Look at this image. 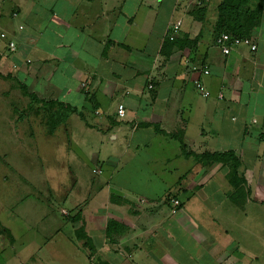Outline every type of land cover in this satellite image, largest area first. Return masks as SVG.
<instances>
[{"label":"crops","instance_id":"obj_1","mask_svg":"<svg viewBox=\"0 0 264 264\" xmlns=\"http://www.w3.org/2000/svg\"><path fill=\"white\" fill-rule=\"evenodd\" d=\"M222 1L0 0L17 47L0 51V75L23 82L43 129L100 140L62 145L90 153L84 205L67 201L55 223H1L0 264L261 262L243 242L264 245V0L242 5L256 48L228 54L214 43Z\"/></svg>","mask_w":264,"mask_h":264},{"label":"rangeland","instance_id":"obj_2","mask_svg":"<svg viewBox=\"0 0 264 264\" xmlns=\"http://www.w3.org/2000/svg\"><path fill=\"white\" fill-rule=\"evenodd\" d=\"M16 81L8 75H0V225L55 223L56 212L61 208L73 205L78 199L75 207L84 205L85 185L96 184L98 176L90 171L86 161L90 153L85 158L68 146L62 148L64 143L74 141V135L70 138L62 129H43L39 119L43 109L34 115L36 112L32 110L39 103L28 97L23 82ZM44 120L48 123L50 119ZM75 139L92 145L100 141L96 135L86 132ZM8 162L15 165H7ZM77 184L80 186L76 187ZM74 189L79 191L80 197L70 199ZM61 214L65 217L66 212ZM243 244L251 252L260 254L258 263L264 264L262 241L250 238Z\"/></svg>","mask_w":264,"mask_h":264},{"label":"built area","instance_id":"obj_3","mask_svg":"<svg viewBox=\"0 0 264 264\" xmlns=\"http://www.w3.org/2000/svg\"><path fill=\"white\" fill-rule=\"evenodd\" d=\"M195 1H197L198 3L200 2V0H195ZM180 26H181L180 19L176 20L175 22H172L169 25L168 30L166 31V36L168 40L172 41L175 39L180 29ZM21 28H23V25H19V29ZM214 43L220 49V51L224 54H228L233 46H237L239 44L247 45L251 48V50H254L256 48L255 43L252 41L250 37L233 36V35H230L228 32H221L220 34H218L214 39ZM16 48L17 47H16L15 39L9 36L5 31H0V51L4 49L5 53L11 54L16 50ZM192 68L197 69L198 67L195 65H192ZM199 69H200V73L202 74L209 73V69L206 66L202 68L199 67ZM193 83L195 87L198 90H200L204 95L208 94V91L203 88V85L199 78H195L193 80ZM118 113L121 116L123 115V105L122 104L118 105ZM93 171L99 172V170L97 169H94ZM179 205H180V201L178 199L176 198L171 199L169 201L170 213L171 214L176 213L178 211Z\"/></svg>","mask_w":264,"mask_h":264},{"label":"trees","instance_id":"obj_4","mask_svg":"<svg viewBox=\"0 0 264 264\" xmlns=\"http://www.w3.org/2000/svg\"><path fill=\"white\" fill-rule=\"evenodd\" d=\"M244 1L246 0H223L218 5V17L216 21V27L218 29L217 31L218 33L225 31L233 36H240V37L248 36L246 31L250 27L251 23H247L246 21L247 16L245 17L242 11V5ZM176 41L177 40L175 38L174 40L171 41V43L174 44L176 43ZM183 43H185V41H183ZM212 157L215 160H226L227 162H231L234 171L237 161L233 157V154L217 153V154H213Z\"/></svg>","mask_w":264,"mask_h":264}]
</instances>
